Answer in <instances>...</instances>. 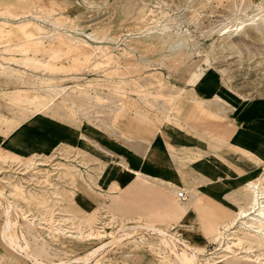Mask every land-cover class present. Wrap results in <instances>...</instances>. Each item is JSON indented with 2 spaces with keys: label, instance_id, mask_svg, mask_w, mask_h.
Masks as SVG:
<instances>
[{
  "label": "rangeland",
  "instance_id": "rangeland-1",
  "mask_svg": "<svg viewBox=\"0 0 264 264\" xmlns=\"http://www.w3.org/2000/svg\"><path fill=\"white\" fill-rule=\"evenodd\" d=\"M42 1L0 0V64L13 69L7 70V74H20L22 77L18 81L15 77L7 79L6 75L0 74L1 104L16 103L19 96L30 95L36 89L43 93L48 91L46 84H52L50 87L58 88L60 92L54 96L49 115L29 116L25 122L40 118L73 123L88 121L97 128L106 125L107 137L123 136L122 130L111 123L115 108L123 105L131 111L146 112L161 130L159 138L164 137L163 145L169 157L175 159L179 171L175 178L182 182L174 181L178 187L186 189V185L192 186L186 184L187 180L183 175H198L196 172L199 169L194 165L197 159L203 162L218 160L224 172L207 173L220 180L224 175L232 176L225 159L207 147L204 141L196 138L181 141L179 134L175 133L185 127L187 121H192L203 124L201 130L209 132V140L219 143L227 129L223 128V134H219L215 121L207 128L209 122L203 111L215 113L217 118L227 117V110L236 107L232 102L233 94L245 99L256 88H264L262 38L250 29L246 36L233 39L226 36L219 38L215 32L219 21L229 15L230 0H193L189 9H186L187 0ZM165 27L179 34L189 35L198 42L192 53L194 66L200 72L197 79L190 80L181 64L168 62L163 56L169 52L168 46L162 42ZM79 41L81 45L77 47L76 43ZM89 46H100L110 54L104 55L102 50L93 51ZM38 63H47L50 67L45 69ZM136 76H140V79L135 78ZM122 91L125 93H120ZM157 92L162 95L181 92L184 115L177 116L178 119L167 127L160 124L168 113L166 101L162 96H152ZM199 101H202V110L196 107ZM187 102L189 105H186ZM0 114L8 125L15 129L19 127L12 116L5 112ZM127 117L125 115L121 121L127 120ZM54 134L57 135V131ZM6 148L7 145L4 144L0 148V190L17 207V218L21 223L24 222L23 213L35 219L39 233L52 248H57L54 261L71 257L72 253L68 252H74L73 255L79 261L77 257L83 256L93 246L110 241V233L117 236L122 229L131 225L149 223L166 228L182 238L179 227L170 228V223L155 224L146 219L121 216L116 210L126 204L120 192H107V196L111 197L110 203L97 202L96 195L101 194L98 189L101 187L99 178L109 165L108 150L97 139L83 136L81 143L64 140L49 151L29 152H41L34 157L27 154L32 159L29 163L25 158L19 162L9 158L4 153ZM90 161L95 163L88 166ZM263 170L264 168L252 176L242 178L241 187L235 195L245 194L246 182L255 180L259 174L264 175ZM63 171L75 176L78 187L76 191L65 175L60 176ZM87 185L91 186L92 191L86 189ZM173 187L174 192L179 189ZM68 192H73L74 200L71 203L68 201L71 200L70 197H66ZM53 220L55 221L52 222ZM4 222L5 217L0 207V264H33L2 242ZM55 223L62 229L72 226V231L75 232L88 229L85 233H95L99 230L104 236L77 240L69 237L66 234L68 232L50 230ZM130 233V237L106 246L99 255L97 264L100 260V264H174L171 254L157 250V247H163L151 230L135 228ZM226 241L224 239L223 246L212 244L207 247V252L211 253L202 258L208 257L219 262L223 258L239 256L243 260L249 258L256 264H264V254H260L256 247H249L244 243L240 246L231 245V252L226 249L229 245ZM103 252L106 259L102 257ZM206 260L202 259L203 264H206Z\"/></svg>",
  "mask_w": 264,
  "mask_h": 264
},
{
  "label": "bare ground",
  "instance_id": "bare-ground-1",
  "mask_svg": "<svg viewBox=\"0 0 264 264\" xmlns=\"http://www.w3.org/2000/svg\"><path fill=\"white\" fill-rule=\"evenodd\" d=\"M192 2H193V0H187L186 9L190 8V4ZM62 3H64V2H62ZM37 4H38V2H37ZM39 4H41V3H39ZM228 8H229V15L228 16L226 15V17L221 19L219 21V24L215 28V32L218 34L219 38L226 36L230 39L231 38L233 39L234 37L246 36L247 31L250 29V30H253L255 34L259 35L262 38V40L264 41V0H230ZM6 11L8 12V10H6ZM3 13H5V12H3ZM10 13H9V15H10ZM14 16L15 15H13V17ZM26 22H24V23H26ZM212 31H214V30H212ZM194 34H195V32H194ZM107 41H109V40H107ZM162 42L164 45L168 46V48H169V52L165 53L163 55L165 57V59L168 60V62H175L177 64H181L183 72L187 74V76L189 77L190 80L191 79H197L198 76L200 75V72L194 66V61L192 60V53L196 50L198 42L195 39L189 37V35L185 36L184 33L179 34L177 31L170 30L169 27H165L164 37H163ZM80 43H81V41L77 42L76 46L79 47L81 45ZM190 45H191V48H190ZM89 47L93 51H96V50L101 51L102 50L101 52L104 55L110 54L109 52H106V50L102 49V47H100V46H95V47L89 46ZM174 48H176V49L174 50ZM109 51H111V50H109ZM97 56H99V55H97ZM38 64H40V63H38ZM40 65L44 66L45 69L50 67V65L47 63L46 64L43 63ZM7 70L12 71L13 69H11L9 67H5L2 64H0V74L1 75H6L7 79H9L10 77H15V79L18 81L22 80V77L20 74H16V75H14L12 73L7 74L6 73ZM135 78H137V76ZM8 83H6V84H8ZM46 85H47L46 89H48V91H44L43 93L38 92V90L36 89L37 91L36 90L34 92L32 91V93L30 95L19 96V98H17V100H16V103H13V104H7V103L1 104L0 103V112H5L6 114L12 116L14 118V120L17 123H19L18 124L19 126H21L23 123H25V121L27 120V118L29 116L34 117L36 115H49V109L53 103L54 96L60 92V89L58 90V88L55 89L53 87H50V86H52V84L50 86H48V84H46ZM106 86L107 85L105 84V87ZM34 87H36V86H34ZM103 87H104V85H103ZM39 89H41V88H39ZM230 89H231V87H230ZM119 90L121 91L122 89H119ZM179 90H181V89H179ZM125 91L124 92L122 91L120 93L123 94V93H125ZM170 91H172V90H170ZM117 92H118V90H117ZM137 92L138 93L140 92V94L142 93L141 91H137ZM146 94H149V93H146ZM150 96H151V94H150ZM152 96L156 97V98H158V96H162L164 98V100L166 101L165 104L167 105L166 109H167L168 113L165 115L164 119L162 118V121L160 123L164 127H167L172 121H176L178 119L177 116L184 115L183 114L184 110H183V105H182L183 99L181 96V92H178L175 95L172 93L162 95V93L157 92L155 95H152ZM143 97H145V95ZM57 98H60V97H57ZM186 101H188V100H186ZM201 102L202 101H199L196 103V107H198L200 110H202V108H203L201 106L202 105ZM143 112H145V111H143ZM203 112H205L204 114H206L208 122H209L206 125V127L208 128L210 126V123L215 121V119L217 118V116H216L217 114L212 113V112H206V111H203ZM125 115H128V117H127L128 121H137V122H141L142 124L151 126V128L153 129L152 135L154 133H156V135L158 137H160L161 130L154 123V121L152 119H150V117L146 114V112L140 113V112H136V111H131V110L126 109L125 106H123V105L114 109V115H113L112 121H111L112 125L120 128L121 127L120 124H122L124 122L123 120L121 121V118L124 117ZM56 117H57V115H56ZM13 130H14V127H12V125H8L7 122L4 121V119H2L1 114H0V135L2 136V138H1L2 142H0V148H2L3 144L8 145L10 143L11 139L13 138V136H12ZM145 140L148 141L149 139H145ZM175 146L178 147V145H175ZM5 151L6 152H4V153L6 154V156L9 155V158L11 157L13 160H16L18 162H19V160L21 161L22 158H25L26 162H28V163L31 162L32 159L29 158L27 156V154H30L32 157H34L36 155H40V153H41V152L40 153L39 152L38 153H20V152L14 151L13 149H11L9 147H7ZM190 151H193V150L191 149ZM11 153L13 156L10 155ZM144 156H145L144 157L145 161L157 160L158 157H157L156 151L153 147V141H148V144L146 145V148H145V155ZM159 162H161V163L163 162L164 164H168L170 162L169 164H170V166H172V168L176 167L175 166V159L173 157H168V161H159ZM121 168H126V167H125V165H121ZM134 173H136V172H134ZM196 173H198V175L193 174V173H191V174H193L191 176L190 175H186V176L183 175V177L186 178V180H187L186 184H191L192 186L193 185H201V184L206 185V184H212V183H216V182L220 181L219 178L208 174L204 170L199 169V170H197ZM64 175H65V178L68 181H70V183L74 186V189L76 191L78 187H77V181L75 179V176H73V174H69V173L64 172V171L60 173V176H64ZM158 177H160L159 178L160 182H167L168 183V181H166L167 180L166 178H163L162 176H158ZM169 182L173 186L178 187L173 180H170ZM186 186H188V188H186V189H192L193 188L192 186L190 187L189 185H186ZM110 187H111V185H110ZM86 189L88 191H92V188L90 185H87ZM245 189H246L245 194H240V195L234 194L233 195V193H232L231 197L233 198V201L236 202V207L231 209L232 213H231V215H228V216H222L220 218V217L214 216L210 212H206V214H204L202 211V209H204V207H203V204L200 203V197H198V196H194L193 198H191V203H190L189 207H190V209L193 208L199 212L203 232L212 241L213 245L223 246V241H224V239H226L227 240L226 244H229L226 246V249H228V250H230L231 245H239L240 246L242 243H244L246 245H249V247H252V246L256 247L260 251V254H264V175L259 174L258 176H256L255 180H253V179L248 180L246 182ZM73 192H68L66 194V197H70V199H71V200H68V201H70V203L74 200V198L72 197ZM0 207H2V213L5 217V222L3 223L2 230H1L2 242L7 247H9L12 251L18 253L19 255L22 254L24 257L28 258L33 264H57L56 261L53 260L54 257H56L57 251H55V250L57 248L56 249L52 248L46 242L47 240L44 239V237L39 233V231L37 230V228L35 226V219L31 218L29 214L23 213L22 218H23L24 222H22V223L20 222V220L17 218V217H19V212H18L17 207L14 206V204H12L11 201H9V199L4 195V193L1 190H0ZM65 215H67V214H65ZM217 215H219V214H217ZM82 220H84V219H82ZM54 221L55 220H53L52 222H54ZM80 223H82V222H80ZM62 225L64 226V224H60V226H62ZM161 225H163V224H161ZM184 227H186V226H184ZM184 227L181 225L179 226L178 231L182 232V238H178L175 233H170L168 229L161 228L160 226L155 227L149 223H146L145 225H140V224L131 225L128 228L122 229L118 233L117 236H116V234L112 235V233H110L111 234V240L110 241L101 243L100 245L93 246L90 251L85 253L83 256L81 255V256L77 257V259L79 261L83 260L84 264H97L98 260L100 259L99 255L106 248V246H108L110 243H113V242L120 240L122 238L126 239V238L130 237L132 235V233H130L131 229L133 230L135 228H144L147 230H151L153 232V234L156 235L157 242L159 243V245H161L163 247V248L157 247V250L161 253L165 252V253L171 254L173 256V263L174 264H203L202 259H207L205 262L206 264L217 263V261L209 259L208 257L202 258V257L207 256L211 252L210 253L207 252V246L203 241H200L199 239L190 236L191 232L196 231L195 228H192L191 226H187L186 228H184ZM72 229H74V227H72V226H67L65 229H62V227H58L57 224L55 223L54 227L51 228L50 230H53V232H61V233L63 231L68 232L66 234H68L69 237H72V238L77 239V240H85L86 238H90V237L91 238H98V237L104 236L103 234H101V231H99V230H96L95 233L92 231L85 233L89 230L87 229V230L81 231V230L77 229L78 231L75 232V231H72ZM104 230L109 231L106 228H104ZM136 230H138V229H136ZM238 231H240V234H237ZM155 249H156V247H155ZM1 258H2V256L0 255V259ZM227 258H223L220 261H223ZM171 260H172V258H171ZM247 261H251V260L249 258H247Z\"/></svg>",
  "mask_w": 264,
  "mask_h": 264
},
{
  "label": "crops",
  "instance_id": "crops-1",
  "mask_svg": "<svg viewBox=\"0 0 264 264\" xmlns=\"http://www.w3.org/2000/svg\"><path fill=\"white\" fill-rule=\"evenodd\" d=\"M232 102L236 107L227 110L228 116L215 120L219 134H223V128L227 129V133L224 130L219 143L209 140V132L201 130L203 124L192 121H187L185 127L175 132L179 134L181 141H186L187 138L204 141L207 147L225 159L232 174L229 177L225 175L220 177L221 180L216 183L201 184L192 189L183 188L184 198L176 196L174 187L169 182L170 180L181 182L180 179L175 178V175L179 174L177 167L172 168L170 162L168 164L159 162L168 161L169 157L163 145L164 137L159 138L156 133L152 135L151 126L141 122L125 120L120 124L123 136L107 137L106 125L97 128L88 121L73 123L40 118L14 128L13 138L7 147L20 153H29L49 151L64 140L81 143L83 136L97 139L108 150L109 158L107 170L99 178L101 194L96 195L97 202L110 203L111 197L107 196V192H120L126 204L125 207L116 210L121 216L146 219L154 223L167 222L170 223V228L179 225L191 226L196 231L191 232L190 236L203 241L209 248L213 243L203 232L199 212L189 207L191 198L200 197L204 214L210 212L220 218L231 215V209L236 207L231 195L240 189L242 178L252 176L264 168V88H256L245 99L233 94ZM188 103L186 105H189ZM55 131L57 135L54 134ZM1 138L0 135V142H2ZM145 139L153 141L157 160H144L145 148L148 144ZM94 163L90 161L88 166ZM121 165H125L126 168H121ZM194 165L206 172H224L221 163L214 159L204 162L197 159ZM158 176L166 178L168 183L160 182ZM178 188L181 189L180 186ZM215 264L256 263L243 260L239 256H231Z\"/></svg>",
  "mask_w": 264,
  "mask_h": 264
},
{
  "label": "built area",
  "instance_id": "built-area-1",
  "mask_svg": "<svg viewBox=\"0 0 264 264\" xmlns=\"http://www.w3.org/2000/svg\"><path fill=\"white\" fill-rule=\"evenodd\" d=\"M176 196L178 198H184L185 197V194H184V190L182 189H178L176 192H175ZM212 246V245H211ZM105 252V251H104ZM103 252V255L102 257H104V259H106V256H105V253ZM68 253H72V256L69 257V258H65L64 259L62 258V260L60 261H56L57 264H83L81 261H77L76 260V256L73 255L74 252H68ZM101 257V259H102ZM101 263V260L99 262V264Z\"/></svg>",
  "mask_w": 264,
  "mask_h": 264
}]
</instances>
